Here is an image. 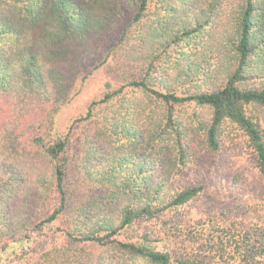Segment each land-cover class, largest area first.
Wrapping results in <instances>:
<instances>
[{
	"label": "trees",
	"instance_id": "obj_1",
	"mask_svg": "<svg viewBox=\"0 0 264 264\" xmlns=\"http://www.w3.org/2000/svg\"><path fill=\"white\" fill-rule=\"evenodd\" d=\"M99 65L123 82L56 131ZM228 124L264 177V0H0V264H264L231 209L197 246L147 224L204 192L175 176Z\"/></svg>",
	"mask_w": 264,
	"mask_h": 264
},
{
	"label": "rangeland",
	"instance_id": "obj_2",
	"mask_svg": "<svg viewBox=\"0 0 264 264\" xmlns=\"http://www.w3.org/2000/svg\"><path fill=\"white\" fill-rule=\"evenodd\" d=\"M78 82L74 80L77 87L55 115L56 131L67 132L68 126L85 114L91 100L98 99L103 91L110 86L117 87L123 81L115 70H106L103 65H99L91 68L81 84ZM225 132L228 137L218 151L211 152L200 144L193 160L181 174L175 176L176 184L203 183L204 192L186 204L180 215L172 217L165 214L147 223L157 231L155 234H159L158 246L173 247L175 244L170 241L171 232L178 230L188 234L184 244L189 247L191 244L197 246L196 236H209L208 230L213 226L212 218L223 219L219 216L221 209L226 213L229 209L236 211H230V220L239 222L246 230H251L255 225L264 226V177L255 165L252 148L231 124L227 125ZM56 201L57 197L49 200L48 207L51 208ZM59 223L57 221L56 224ZM191 236L194 238L190 239ZM40 240L42 241L36 243L38 247L48 243L45 238Z\"/></svg>",
	"mask_w": 264,
	"mask_h": 264
}]
</instances>
